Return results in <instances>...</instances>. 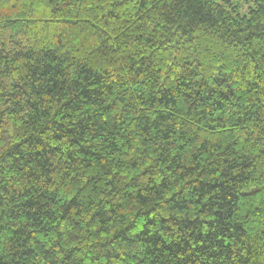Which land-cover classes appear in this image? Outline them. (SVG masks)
<instances>
[{
	"label": "trees",
	"instance_id": "16d2710c",
	"mask_svg": "<svg viewBox=\"0 0 264 264\" xmlns=\"http://www.w3.org/2000/svg\"><path fill=\"white\" fill-rule=\"evenodd\" d=\"M0 264H264V0H0Z\"/></svg>",
	"mask_w": 264,
	"mask_h": 264
},
{
	"label": "rangeland",
	"instance_id": "374dc122",
	"mask_svg": "<svg viewBox=\"0 0 264 264\" xmlns=\"http://www.w3.org/2000/svg\"><path fill=\"white\" fill-rule=\"evenodd\" d=\"M248 6H249V4L246 7H248Z\"/></svg>",
	"mask_w": 264,
	"mask_h": 264
}]
</instances>
